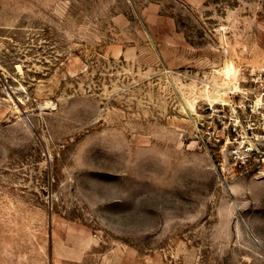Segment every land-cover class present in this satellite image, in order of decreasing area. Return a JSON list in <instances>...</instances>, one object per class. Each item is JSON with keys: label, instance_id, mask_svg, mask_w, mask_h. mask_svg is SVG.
I'll list each match as a JSON object with an SVG mask.
<instances>
[{"label": "rangeland", "instance_id": "obj_1", "mask_svg": "<svg viewBox=\"0 0 264 264\" xmlns=\"http://www.w3.org/2000/svg\"><path fill=\"white\" fill-rule=\"evenodd\" d=\"M0 264H264V0H0Z\"/></svg>", "mask_w": 264, "mask_h": 264}]
</instances>
